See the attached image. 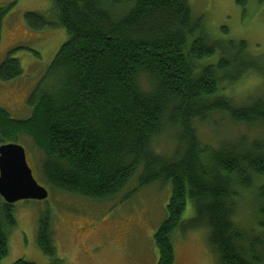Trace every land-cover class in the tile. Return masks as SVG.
Here are the masks:
<instances>
[{"label":"trees","instance_id":"16d2710c","mask_svg":"<svg viewBox=\"0 0 264 264\" xmlns=\"http://www.w3.org/2000/svg\"><path fill=\"white\" fill-rule=\"evenodd\" d=\"M8 10L0 6V43ZM23 20L31 33L61 28L67 37L27 97L30 115L15 118L0 106V145L29 136L43 152L41 181L50 193L120 205L144 186L170 182L166 218L154 234L157 264H175L177 234L202 229L218 264H264V185L255 186L264 179V136L213 146L195 126L214 114L263 132L264 60L249 56L245 42L209 39L191 0H50ZM20 48L6 51L0 81L21 77L13 56ZM252 75L262 93L238 103L227 89ZM168 129L176 144L164 154L155 142ZM188 200L195 213L184 221ZM241 204L252 220H241ZM15 226L13 205L0 198V261ZM36 242L51 264H62L49 216L40 217Z\"/></svg>","mask_w":264,"mask_h":264},{"label":"rangeland","instance_id":"374dc122","mask_svg":"<svg viewBox=\"0 0 264 264\" xmlns=\"http://www.w3.org/2000/svg\"><path fill=\"white\" fill-rule=\"evenodd\" d=\"M7 5L9 10L2 26L0 61L10 47L20 45L22 48L16 50L13 56L19 59L23 73L15 80L0 81V106L15 118H26L31 109L27 97L32 87L41 80L67 33L61 28L33 31L35 34L24 29V12L45 11L50 6V0H0V6ZM191 7L195 16H201L209 39L232 43V46L245 42V51L249 56L264 60V0H247L245 4L238 0H191ZM38 34L44 35L38 38ZM260 86V79L252 75L227 91L238 103H244L248 97L262 93ZM195 126L199 139L213 146L233 141L240 135L249 138L264 136V131L259 133L235 125L227 118L214 114L209 122H196ZM171 135L168 129L155 142L158 151L164 154L172 152L176 140ZM19 141L27 149L35 177L42 182L39 168L43 152L34 146L29 136L22 135ZM256 183L255 186L264 185V179H256ZM135 186L136 180H133L124 192ZM252 190L254 188L245 193L246 196L251 195ZM170 195V182L156 181L138 189L120 205L113 201L93 202L54 190L44 200L17 201L13 203L16 226L8 234V252L0 264H12L20 258L36 264H51L50 258L36 242L38 221L42 216H49L52 220L53 243L62 264H157L154 234L166 218ZM241 206V220H252L249 206ZM194 210L188 200L182 219H191ZM207 235L208 231L203 229L177 234L173 241L175 264H218Z\"/></svg>","mask_w":264,"mask_h":264},{"label":"water","instance_id":"95a60500","mask_svg":"<svg viewBox=\"0 0 264 264\" xmlns=\"http://www.w3.org/2000/svg\"><path fill=\"white\" fill-rule=\"evenodd\" d=\"M48 189L34 177L25 148L18 143L0 145V197L7 204L44 200Z\"/></svg>","mask_w":264,"mask_h":264}]
</instances>
